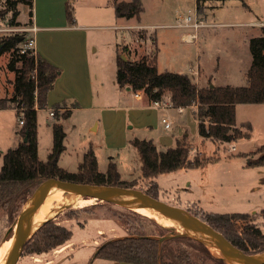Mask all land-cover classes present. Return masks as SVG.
Segmentation results:
<instances>
[{
  "label": "rangeland",
  "instance_id": "1",
  "mask_svg": "<svg viewBox=\"0 0 264 264\" xmlns=\"http://www.w3.org/2000/svg\"><path fill=\"white\" fill-rule=\"evenodd\" d=\"M220 2V0L208 1L206 14L199 15V18L208 26L198 30L199 39L197 42L183 40V33L194 32V30L183 27L184 21L180 19L182 15H189V10L192 12L191 15H194L196 7L193 0H167L166 8L170 13L161 19L157 18L156 12L147 11L144 15L146 21H149L150 24L160 25V27L148 29V32L156 34V44L149 37L148 32L139 29V27L132 29L133 33L130 30L113 28L118 24L114 15L113 0H71V7L81 23L96 27L89 31L96 38V44L92 49L97 47L94 55L101 65L98 74H103L109 82V86L117 74V44L121 43L123 39L128 43L127 47L130 53L126 58L129 57L133 61L141 59L152 50H157L160 73L171 71L192 76V69L200 65L202 67L201 85L207 86L209 79L213 76L212 79L215 83H232L237 87L247 86L248 80L244 73V67L248 62L252 64L253 61L250 40L261 34L260 26L255 23L264 22V0H225ZM1 5L2 3H0V9ZM18 7L20 15L17 20L20 25L0 24V29L30 27L29 6L19 5ZM253 22L254 24H251ZM173 25H178V27H173ZM18 33L25 35L27 39L32 37L31 33L21 31L6 32L5 35ZM9 58V54H4L0 58V97L2 98H11L13 95L12 82L15 75L7 68ZM231 75L235 76V79L229 80ZM96 86L99 90L101 81ZM166 103L170 104L167 101ZM49 109L50 106L39 112V120L43 129L38 150L39 158L42 161L47 160L51 151L47 139L49 137L50 140L51 136L44 131L52 120L55 121L50 116ZM196 112L195 109L187 107L180 114L176 108L171 106L164 118L163 114L160 115V124L157 125V128L154 127L157 129L156 132L154 131L155 136L172 134L174 137H178L179 129H181L179 125L182 124L181 121H184L186 132H182V135H187L191 144L190 159L194 160L197 156L208 159L203 167L180 169L156 177L154 180L161 188L159 199L168 204L182 207L191 214V211H197L200 214L201 212L251 214L264 233L262 216L264 168H254L250 165L255 159L253 153L264 145V109L256 112L254 106L241 105L238 111V127L241 128L244 136L227 144L200 139ZM7 116L11 132L14 124V137L11 135V139H8L6 131L0 129V138L3 141L0 142V153L15 147V140L19 138L16 127L18 118L9 112ZM165 118L171 123L169 129H165ZM247 125L252 128H248ZM254 128L261 138L254 134ZM128 134L129 141L125 147L117 146L119 148L106 151L98 148L99 171L101 173L107 172L111 162L118 165L122 172V179L126 181L132 180L129 172L141 171L139 154L130 144V140L139 136L134 131H128ZM120 143V141L113 142L114 145ZM233 145L236 146L235 151L231 150ZM81 147L80 144H75L74 147L71 145L61 158L60 166L69 172H77L84 157ZM193 149H196V152ZM2 165L1 158L0 170ZM140 175L141 177L136 175L133 179H138L139 187L146 190L150 185V180L142 177V171ZM95 204L97 202L94 199L75 198L56 206L47 215L46 218L49 217L47 221L55 220L58 224L71 229L73 231L71 243L43 255H30L25 253L24 249L18 264H46L49 261H52L53 264H110L108 261L95 257L97 248L104 242L124 237L128 224L143 226L147 232L156 233L151 222L134 215L131 211L108 202ZM197 217L200 218V216ZM3 224L0 230V240L2 239L0 249L3 246L7 248L6 240L11 237L14 230L12 228L5 232ZM163 228L170 231L164 236L184 235L171 227ZM173 245L180 247L175 243ZM188 250L193 255H197L194 250L190 248ZM211 254L215 256V254Z\"/></svg>",
  "mask_w": 264,
  "mask_h": 264
},
{
  "label": "trees",
  "instance_id": "2",
  "mask_svg": "<svg viewBox=\"0 0 264 264\" xmlns=\"http://www.w3.org/2000/svg\"><path fill=\"white\" fill-rule=\"evenodd\" d=\"M208 1L213 0H196L199 15L206 14ZM220 1L222 3L225 0ZM0 3H2L0 24L20 25L17 20L20 15L19 5L29 6L30 23L32 22L33 0H0ZM113 7L117 18L127 20L139 19L144 12L142 0L129 2L113 0ZM67 17L70 24L75 23L73 9L69 5ZM24 38L25 35L15 34L0 39V45L3 46L0 58L4 54L10 55L7 68L15 75L12 82L13 95L11 98H0V110L15 109L16 117L24 121L23 125L17 122L20 128L17 130L20 137L18 146L0 153V159L3 160L0 170V230L4 223L5 232L13 228L12 225L22 206L33 190L49 178L143 190L138 185V179L123 180L115 162L109 164L106 173H101L93 149L84 154L77 172H69L60 166V158L66 150V133L60 120L71 115L69 109L60 113L63 105H56L53 108L55 119L53 147L47 160H40L38 111L48 107V93L53 89L61 70L38 54L20 53ZM121 47L117 56L116 74L119 88L130 89L134 94L140 93L149 104L157 102L162 104L167 101L174 108L196 105L198 132L203 140L209 139L222 144L237 141L244 136L237 125V105L264 104V26H261V34L250 40L253 61L247 72V86L199 88L188 75L170 71L160 73L157 50H152L137 61L130 60L129 57V60L125 61L121 54L128 56L130 53L127 46ZM130 144L139 154L142 177L150 180L149 187L143 191L158 199L161 188L154 180L156 177L180 169L200 168L208 162V159L199 156L194 160L190 159L191 144L187 135L177 139L174 147L165 150L159 149L152 140L135 138L130 140ZM253 154L257 157L250 165L264 166V145ZM191 212L224 234L242 251L254 255L264 253V233L251 214ZM131 213L151 222L156 233L147 232L143 226L128 224L124 237L104 242L97 248L99 251L96 258L132 264H228L224 259L213 256L202 242L188 236H177L160 243L154 237L164 236L170 231L149 218L135 212ZM262 216L264 219V209ZM72 236L71 229L58 224L55 220L46 221L26 244L25 253L49 254L69 245ZM173 243L180 247L174 246ZM184 245L187 247L184 248ZM188 248L194 250L197 255H193ZM212 251L219 254L214 249Z\"/></svg>",
  "mask_w": 264,
  "mask_h": 264
},
{
  "label": "crops",
  "instance_id": "3",
  "mask_svg": "<svg viewBox=\"0 0 264 264\" xmlns=\"http://www.w3.org/2000/svg\"><path fill=\"white\" fill-rule=\"evenodd\" d=\"M118 1L129 2L131 0ZM193 1L196 7V0ZM142 3L144 5V12L139 19L132 18L127 20L125 18H117L114 10V15L118 24L113 28H122L131 31L136 27H142L148 32V29L160 27V25L150 24L149 21H146L144 15L147 11L151 10L152 12H156L158 19L165 17L170 13V11L168 12V8H166L167 0H142ZM68 5L71 7V0H33V14L30 24V26H35L37 29L35 33H31L32 38L35 39L36 53L61 70L53 89L48 93L49 110L53 109L56 105H63V108L60 109V113L66 109L71 111L70 117L60 120L66 133V150L61 158L64 156L65 152L69 150L71 145L74 147L75 144H80L82 145V156L89 149H93L99 165L98 148L106 151L119 148L117 146H127V142L129 141L128 131H134L140 139H151L158 148L175 146L177 139L185 135H182V132H186L184 121H181L182 124L179 125L181 129H179L178 137H174L172 134H166L167 136H155L154 131L156 132L157 129L155 128L160 124V115L163 114L162 117L164 118L171 105L168 103H163L160 106L149 104L144 99L143 95L136 96V94L128 89L121 90L116 83V76L114 77L115 80L113 79L110 82L111 86H109V82L104 78L103 74H98L100 73L99 68L101 65L98 62V58L94 55V51L97 50V47L92 49L94 44H96V38L89 31L96 27L81 23L75 15V23L70 24L67 17ZM259 23L264 24L262 21L255 23V25ZM251 24H254V22ZM173 27H178V25H173ZM259 28L261 33V26ZM131 32L133 33V31ZM191 33H193V31L183 33V40L187 42H197L199 33L195 40H190L189 34ZM148 35L156 44V34L154 35L148 32ZM136 41L138 42L139 40L137 39ZM121 45L127 46L128 43L123 39L121 43L117 44V56L120 48H122ZM250 66L251 63L248 62L246 67H244V73L246 75ZM194 70L198 72V75L195 76L192 73V76L189 77L192 78L193 82L199 88L208 86H235L232 83H215L212 79L213 76L209 79L207 86L201 85L202 67L199 65ZM233 79H235V76L231 75L229 80ZM100 81L101 87L99 86L98 90L96 84ZM241 105L246 107L254 106V111L256 112L264 109V104L237 105V125L239 124L238 111ZM191 108L195 109L194 107ZM176 109L180 114L184 111V108L182 110H180V108ZM40 111L41 110L38 111V147L41 138V130L43 129V125L39 120ZM8 112L16 115V110L12 108L0 110V129H2V131L5 130L8 139H11V135L14 137V124L11 132L9 120H7ZM16 122H18V120ZM54 123L55 121L52 120L51 124L47 125L46 129H44L47 135L50 134L51 136L50 140L49 137H47L50 149H52L54 142ZM16 127L18 130L17 123ZM169 128H171V126ZM169 128L165 126V129ZM248 128L252 127L248 126ZM254 134L261 138L257 135V130H255V128ZM200 139L202 138L200 137ZM115 141H120L121 143L119 145H114L113 142ZM0 142H3L1 138ZM15 143V147L13 148H16L20 143V137L15 140ZM256 157L255 155V158ZM254 168H264V166ZM118 170L122 177L121 170L119 168ZM140 174V170L129 172L130 179H133V177L135 178L136 175L137 177H141ZM105 261H108L110 264H132L110 260ZM46 264H53V262L49 261Z\"/></svg>",
  "mask_w": 264,
  "mask_h": 264
},
{
  "label": "water",
  "instance_id": "4",
  "mask_svg": "<svg viewBox=\"0 0 264 264\" xmlns=\"http://www.w3.org/2000/svg\"><path fill=\"white\" fill-rule=\"evenodd\" d=\"M2 47L3 46L0 45V50L2 49ZM121 57L125 61L129 60L128 58H126V54H121ZM50 188H55L61 191H72L79 194L81 198L94 199L96 202H108L117 205L125 210L140 214L154 222H156V217L173 218L176 219L182 227L189 231L184 235H174L172 233V237H154L157 238L160 243L177 236H188L202 242L208 248V250L211 251V253L212 249L218 250L222 254L233 257L239 262V264H264V253L254 255L242 251L241 249L236 247L230 240H228V238H226L224 234L214 229L206 221L197 216H194L182 207L163 202L158 198H154L148 195L146 192L140 189L110 185L83 184L72 181H64L57 178H49L42 181L22 206V209L19 212L16 220L22 215L23 225L11 248L10 253L12 261L9 264H18L19 259L23 255L26 244L40 229H35L34 213L42 195ZM132 197L143 198L148 201V205L143 206L133 200ZM196 235L211 236L214 239L215 243L213 246H210L203 239L195 237ZM98 251L99 250H97L95 257L98 254Z\"/></svg>",
  "mask_w": 264,
  "mask_h": 264
},
{
  "label": "bare ground",
  "instance_id": "5",
  "mask_svg": "<svg viewBox=\"0 0 264 264\" xmlns=\"http://www.w3.org/2000/svg\"><path fill=\"white\" fill-rule=\"evenodd\" d=\"M75 198H81L79 194L74 193L72 191H61L57 190L55 188L48 189L41 197L37 207L36 211L34 213V224L35 229H39L49 218H46L47 215L59 204L68 201L73 200ZM133 200L138 202L139 204L143 206L148 205V201L140 198V197H132ZM156 223L163 227H171L172 229H175V231L179 232L180 234L184 233L187 234L189 231L182 227L180 223L173 218H166V217H156ZM23 220L22 215L18 217L14 224V230L9 239L6 240V244L8 245L7 248L5 246L1 247L0 249V264H9L12 261L11 257V248L13 246V243L15 241V238L19 234V232L22 229ZM19 226V227H18ZM19 228V229H18ZM197 238H204L211 246L214 245V239L211 236H205V235H196ZM215 250V249H214ZM219 254H215L216 257L224 259L228 264H239L237 260H235L233 257L225 255L220 253L218 250H216ZM213 252V251H212ZM218 255V256H217Z\"/></svg>",
  "mask_w": 264,
  "mask_h": 264
},
{
  "label": "built area",
  "instance_id": "6",
  "mask_svg": "<svg viewBox=\"0 0 264 264\" xmlns=\"http://www.w3.org/2000/svg\"><path fill=\"white\" fill-rule=\"evenodd\" d=\"M192 12H190L189 10V15H182L180 16V19L184 21L183 27L186 28H190L193 29L194 32L189 34V39L190 40H195L197 38V32L200 28L206 27L208 26V24L204 23L199 17V14L197 12V8H196V12L194 13V15H191ZM259 26H264L263 23H259ZM139 29L144 30L142 27H139ZM36 27L35 26H30L28 28H6V29H0V39L3 37H7L10 35H5L6 32H11V31H21L23 33H35L36 32ZM19 34V33H18ZM21 35V34H20ZM27 52H31L33 54H37L36 53V49H35V39L30 37V38H24L21 48H20V53L25 54ZM192 73L196 76L198 75V72L194 69H192ZM141 95L140 93H137L136 96ZM166 103V102H165ZM163 104V103H162ZM154 105L156 106H160L161 103H155ZM192 107L195 108V110L197 111V106L193 105ZM183 108H180V110H182ZM50 112V116L54 117V109L49 110ZM18 122L20 125L24 124V121L22 118H18ZM165 126L166 128H169L171 126V123L166 119L165 120ZM232 151L236 150V146H232L231 147ZM193 151L196 152V149H193Z\"/></svg>",
  "mask_w": 264,
  "mask_h": 264
}]
</instances>
